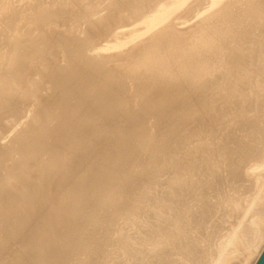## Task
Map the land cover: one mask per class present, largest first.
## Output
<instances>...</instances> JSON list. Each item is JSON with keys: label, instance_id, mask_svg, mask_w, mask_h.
<instances>
[{"label": "bare ground", "instance_id": "1", "mask_svg": "<svg viewBox=\"0 0 264 264\" xmlns=\"http://www.w3.org/2000/svg\"><path fill=\"white\" fill-rule=\"evenodd\" d=\"M264 0H0V264H256Z\"/></svg>", "mask_w": 264, "mask_h": 264}, {"label": "water", "instance_id": "2", "mask_svg": "<svg viewBox=\"0 0 264 264\" xmlns=\"http://www.w3.org/2000/svg\"><path fill=\"white\" fill-rule=\"evenodd\" d=\"M256 264H264V250L260 255L259 259L257 260Z\"/></svg>", "mask_w": 264, "mask_h": 264}]
</instances>
